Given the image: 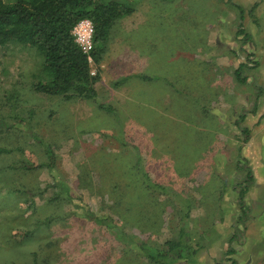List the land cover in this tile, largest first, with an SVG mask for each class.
<instances>
[{
	"label": "rangeland",
	"instance_id": "374dc122",
	"mask_svg": "<svg viewBox=\"0 0 264 264\" xmlns=\"http://www.w3.org/2000/svg\"><path fill=\"white\" fill-rule=\"evenodd\" d=\"M123 1L134 11L110 28L101 61H90L100 76L96 101L35 92L37 51L0 46V123L9 126H0V145L20 146L25 159L39 163L45 160L41 141L56 156L55 178L43 168L8 170L3 179L45 189L40 206L53 195L48 184L54 179L96 215L114 216L120 202L122 217L114 221L122 233L76 215L20 245L3 225L5 185L0 264H34L32 253L37 264H160L146 259L136 242L161 250L181 227L198 250L169 264H264V0ZM232 4L244 10L249 40L236 34L240 16ZM247 59V81L240 84L233 72ZM136 156L160 187L142 185L132 168ZM245 163L254 180L242 225L236 187Z\"/></svg>",
	"mask_w": 264,
	"mask_h": 264
},
{
	"label": "trees",
	"instance_id": "16d2710c",
	"mask_svg": "<svg viewBox=\"0 0 264 264\" xmlns=\"http://www.w3.org/2000/svg\"><path fill=\"white\" fill-rule=\"evenodd\" d=\"M232 6L238 10L240 16L236 34L242 36L245 41L249 40L250 36L242 26L244 10L238 5L232 4ZM255 6L256 4L251 8L255 9ZM133 11L134 8L123 0H0V46L17 43L37 51L41 58V74L38 80L30 85L35 92L60 97L65 101L74 99L96 101L95 85L100 81V76L98 70L94 74L91 73L88 57L94 64L101 61L106 52L110 28L124 16L132 14ZM82 19H89L93 25L92 48L88 54L82 52L71 34L73 27ZM247 56L248 59L251 58L250 54ZM248 59L240 63L233 72L240 84H245L247 81L243 72L249 68ZM140 78L151 80V77L145 75H141ZM123 83L119 81L112 85ZM96 105L100 109L106 108L101 103H96ZM3 124L6 129L9 127L8 124ZM241 133L244 137L243 142H247L249 130L244 127ZM31 136L36 139V136ZM39 144L42 146L45 158L39 163L25 159L24 150L20 146L0 145V192L7 185L4 193L7 199H4L8 202L3 225L11 233L13 240L22 245L33 240L53 224L59 221H69L68 219L76 215L96 225L106 226L111 233L116 234L112 231L113 227L120 231L118 222L114 221L115 216L119 220L122 217V212L119 210L120 202L112 207L114 216L96 215L88 208L75 203V198L69 194L67 185L60 179H54L51 184H48L49 187L55 189L53 195L45 199L46 201L40 206L36 200L43 198L45 189L39 186L27 188L16 183V180L6 182L3 179L8 170H12V173L16 175L20 174L18 172L32 173L43 168L55 178L56 156L48 145L41 141ZM6 158L11 159L10 163H7ZM242 159L239 155V160ZM135 160L132 168L140 177L142 185L149 190L160 187L151 181L141 167V158L136 156ZM241 170L245 172V177L237 185L236 190L242 214L238 217V222L244 225L248 209L244 198L254 179L246 163L242 164ZM66 205L73 206L75 209L62 213L57 211ZM42 207L46 208V211L43 212ZM129 208H132V204ZM21 227L25 229L21 231ZM121 233L120 231L118 234ZM233 238L231 237L229 242ZM190 241L187 232L181 227L177 238L165 241L161 250H153L141 240L136 242V246L146 259L160 264H169V262L186 261L196 254L198 247H192ZM233 252V249H230L227 253L232 254ZM231 261L232 264H236L234 260L231 259ZM32 262L37 264L36 253H32Z\"/></svg>",
	"mask_w": 264,
	"mask_h": 264
},
{
	"label": "built area",
	"instance_id": "2783aa9c",
	"mask_svg": "<svg viewBox=\"0 0 264 264\" xmlns=\"http://www.w3.org/2000/svg\"><path fill=\"white\" fill-rule=\"evenodd\" d=\"M71 34L82 52L88 54L92 48L93 25L89 19H82L73 27ZM89 63L91 61L88 57ZM92 74L94 72L91 71Z\"/></svg>",
	"mask_w": 264,
	"mask_h": 264
}]
</instances>
